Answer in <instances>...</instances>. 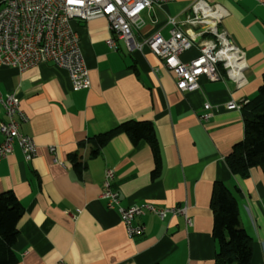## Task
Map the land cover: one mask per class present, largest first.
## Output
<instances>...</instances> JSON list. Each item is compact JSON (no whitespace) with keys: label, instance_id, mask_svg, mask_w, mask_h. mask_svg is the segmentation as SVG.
Here are the masks:
<instances>
[{"label":"crops","instance_id":"1","mask_svg":"<svg viewBox=\"0 0 264 264\" xmlns=\"http://www.w3.org/2000/svg\"><path fill=\"white\" fill-rule=\"evenodd\" d=\"M195 1L173 0L149 10L137 39L156 33L166 37L167 22L186 20ZM205 1L227 13L222 28L244 53L242 87L220 65L217 80L183 93L174 73L148 47L130 52L106 19L73 23L90 72L88 89L74 90L68 72L51 64L25 72L0 67V91L19 99L29 118L20 132L32 137L38 150L30 162L17 145L0 158V194L12 192L24 207L14 248L17 264H215L216 183L228 186L237 198L241 225L252 239L250 264H264V170L252 168L242 179L226 162L245 131L243 110L227 106L255 99L263 85L264 0ZM112 38L115 48L107 43ZM198 55L194 47L180 58L189 63ZM205 114L210 115L207 121ZM5 121L0 105V122ZM126 121L153 124L159 177H153L150 145L142 141L134 146L126 134H117L90 158L92 139ZM3 141L0 133V146ZM75 156L84 163L79 171ZM108 170L114 172L112 187L120 193L121 207L184 206L192 226L181 216L162 221L147 214L135 220L146 227L145 234L130 238L118 207L109 209L102 197Z\"/></svg>","mask_w":264,"mask_h":264},{"label":"built area","instance_id":"2","mask_svg":"<svg viewBox=\"0 0 264 264\" xmlns=\"http://www.w3.org/2000/svg\"><path fill=\"white\" fill-rule=\"evenodd\" d=\"M173 0H0V67L16 68L25 72L41 64H51L66 70L74 90L91 86L90 72L83 57L80 39L73 28L74 21L90 22L106 19L109 29L117 40L123 41L130 52L148 47L164 66L176 77L177 89L183 93L194 92L210 81L218 79V67L226 70L228 77L242 87L245 83L242 72L246 67L244 53L233 43L222 28L227 16L219 4L205 0L192 3V15L179 21L171 18L166 26V37L160 33L140 41L136 32L147 25L145 13L154 7ZM204 37V39H202ZM108 45L116 47V40ZM198 47L199 55L189 63L181 61V55ZM249 102H230L229 110H243ZM0 105L4 109L5 122H0L4 141L0 146V158L12 154L17 145L26 162L38 153L37 145L30 136L20 132V126L29 118L22 110L16 95L4 96L0 91ZM210 110L209 104L203 105ZM209 114L202 116L207 121ZM54 153L55 148H50ZM114 172L105 175L103 199L109 209L118 207L126 234L130 238L143 236L144 225L135 220L147 214L164 221L169 215L181 216L186 226H192L186 207L161 208L154 204H142L123 208L120 193L114 190Z\"/></svg>","mask_w":264,"mask_h":264},{"label":"trees","instance_id":"3","mask_svg":"<svg viewBox=\"0 0 264 264\" xmlns=\"http://www.w3.org/2000/svg\"><path fill=\"white\" fill-rule=\"evenodd\" d=\"M244 139L236 144L226 162L230 171L242 179L252 168L264 170V76L258 96L243 107ZM126 134L134 146L144 141L152 149L156 169L153 177L160 176L161 156L155 128L150 122L126 121L115 130L92 139L94 149L90 158L100 155L102 148L117 134ZM75 169L84 163L74 157ZM214 219L213 237L218 245L215 264H250L252 239L241 225L240 208L232 189L223 183L214 185L212 194ZM24 216L22 203L12 192L0 194V264H17L19 258L14 248L18 240V225Z\"/></svg>","mask_w":264,"mask_h":264},{"label":"rangeland","instance_id":"4","mask_svg":"<svg viewBox=\"0 0 264 264\" xmlns=\"http://www.w3.org/2000/svg\"><path fill=\"white\" fill-rule=\"evenodd\" d=\"M124 44H125V43H124ZM124 44H123V47H125V45H126V44H125V45H124Z\"/></svg>","mask_w":264,"mask_h":264}]
</instances>
